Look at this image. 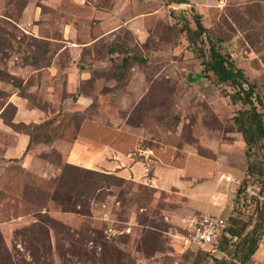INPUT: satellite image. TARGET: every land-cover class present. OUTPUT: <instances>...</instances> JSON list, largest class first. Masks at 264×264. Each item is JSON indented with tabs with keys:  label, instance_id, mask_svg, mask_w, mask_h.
<instances>
[{
	"label": "rangeland",
	"instance_id": "374dc122",
	"mask_svg": "<svg viewBox=\"0 0 264 264\" xmlns=\"http://www.w3.org/2000/svg\"><path fill=\"white\" fill-rule=\"evenodd\" d=\"M193 13L264 103V0H0V264L229 259L234 240L211 255L191 222L251 229L261 151L232 125L248 106L201 77Z\"/></svg>",
	"mask_w": 264,
	"mask_h": 264
},
{
	"label": "trees",
	"instance_id": "16d2710c",
	"mask_svg": "<svg viewBox=\"0 0 264 264\" xmlns=\"http://www.w3.org/2000/svg\"><path fill=\"white\" fill-rule=\"evenodd\" d=\"M167 4H185L187 0H166ZM193 21L196 29L192 30L186 25L182 28L188 41L192 44L196 40L202 42V36L205 35L207 49L201 46L196 49L197 57L201 58V65L203 66L201 77L208 78L209 73L214 76L213 83L217 85H229L234 90L230 93L229 97L233 104L241 103L248 106L247 109L239 111L234 115L232 125L235 131L239 132L244 140L246 146V156H251L254 149L261 151V157L248 160L245 177L242 179V187L245 188L250 176L258 178L259 198L261 202L258 205L256 212V221L251 229L246 230V226H239L232 224L226 227V231L233 237L234 248L228 260H213L210 264H245L254 255L257 250L259 241L264 234V126L262 122L261 112L257 110L256 105L262 107L264 103L261 97L256 92V86L250 83L243 72V70L236 66L229 53H223L221 50V39L214 38L209 31L203 26L201 17L197 13H193ZM201 38V39H200ZM207 52V53H206ZM131 62L144 63V59L133 54L124 55L118 66V69L123 71ZM195 77H200V73L190 80H195ZM20 90V89H18ZM51 137H45L46 142H50ZM28 146V145H27ZM65 171V170H64ZM253 177V178H254ZM258 199V198H257ZM223 241H228L223 239Z\"/></svg>",
	"mask_w": 264,
	"mask_h": 264
},
{
	"label": "built area",
	"instance_id": "2783aa9c",
	"mask_svg": "<svg viewBox=\"0 0 264 264\" xmlns=\"http://www.w3.org/2000/svg\"><path fill=\"white\" fill-rule=\"evenodd\" d=\"M192 231L187 241L197 249H201L217 257L220 254V246L223 239L235 240L226 231V224L220 217L213 215H200L192 222Z\"/></svg>",
	"mask_w": 264,
	"mask_h": 264
}]
</instances>
